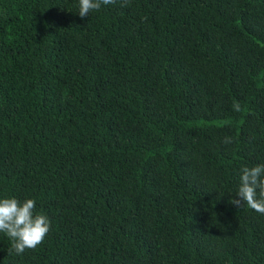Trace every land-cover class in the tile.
I'll list each match as a JSON object with an SVG mask.
<instances>
[{"label":"trees","instance_id":"1","mask_svg":"<svg viewBox=\"0 0 264 264\" xmlns=\"http://www.w3.org/2000/svg\"><path fill=\"white\" fill-rule=\"evenodd\" d=\"M78 11L0 0V199L50 220L0 264H264V215L230 203L264 164V0Z\"/></svg>","mask_w":264,"mask_h":264},{"label":"clouds","instance_id":"2","mask_svg":"<svg viewBox=\"0 0 264 264\" xmlns=\"http://www.w3.org/2000/svg\"><path fill=\"white\" fill-rule=\"evenodd\" d=\"M78 2V15L84 18L90 12L98 11L102 6L113 4L116 0ZM234 109L240 110L238 103L234 105ZM224 143H231V139L226 137ZM235 196L239 199L230 201L234 206L240 207L243 204L264 215V164L244 166L240 169ZM35 205V200L30 198L23 201L14 197L0 199V233H4L12 241V248L17 254L35 249L44 241L50 230L49 218L42 213H36Z\"/></svg>","mask_w":264,"mask_h":264}]
</instances>
